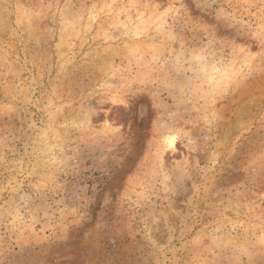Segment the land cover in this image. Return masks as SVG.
<instances>
[{
    "label": "rangeland",
    "instance_id": "obj_1",
    "mask_svg": "<svg viewBox=\"0 0 264 264\" xmlns=\"http://www.w3.org/2000/svg\"><path fill=\"white\" fill-rule=\"evenodd\" d=\"M0 264H264V0H0Z\"/></svg>",
    "mask_w": 264,
    "mask_h": 264
},
{
    "label": "bare ground",
    "instance_id": "obj_2",
    "mask_svg": "<svg viewBox=\"0 0 264 264\" xmlns=\"http://www.w3.org/2000/svg\"><path fill=\"white\" fill-rule=\"evenodd\" d=\"M167 139L169 140V141H168L169 145H170V146H174L175 136L171 135V136H169V138H167Z\"/></svg>",
    "mask_w": 264,
    "mask_h": 264
}]
</instances>
